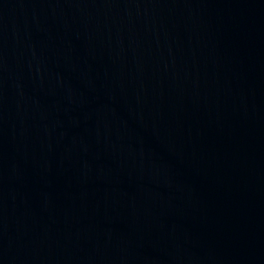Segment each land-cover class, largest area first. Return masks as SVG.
<instances>
[{"label":"water","instance_id":"1","mask_svg":"<svg viewBox=\"0 0 264 264\" xmlns=\"http://www.w3.org/2000/svg\"><path fill=\"white\" fill-rule=\"evenodd\" d=\"M0 264H264V0H0Z\"/></svg>","mask_w":264,"mask_h":264}]
</instances>
